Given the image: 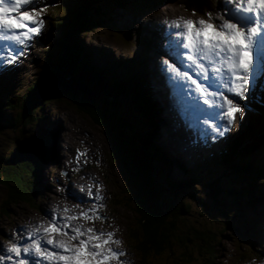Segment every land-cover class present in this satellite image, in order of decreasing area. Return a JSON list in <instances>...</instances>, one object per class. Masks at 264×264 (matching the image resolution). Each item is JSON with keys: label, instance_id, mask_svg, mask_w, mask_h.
Returning <instances> with one entry per match:
<instances>
[{"label": "rangeland", "instance_id": "rangeland-1", "mask_svg": "<svg viewBox=\"0 0 264 264\" xmlns=\"http://www.w3.org/2000/svg\"><path fill=\"white\" fill-rule=\"evenodd\" d=\"M213 2L215 12H211L212 14L224 11L222 0H213ZM59 4L64 3L62 0H51L50 3L38 6V10L40 7L44 8L43 35L29 41V47L24 49L23 55H20L12 65H0V102L7 101V104L0 105V158L5 159L4 162H8L6 165L9 166L20 161L27 153V148L23 147L17 152L15 159H9L15 146V138L22 139L28 136L41 138L43 134L46 138L43 148L37 152L40 162L33 176L35 182L32 202L7 204L5 199L7 187L0 182V246L7 249L8 245L17 242L21 235L25 237L24 241H20L21 244L28 242L27 231L34 229L42 222H49L48 216L45 215L46 211L54 212L59 220L60 217L78 216L81 210L94 207L93 200L87 199V195L90 188L95 194L99 186L102 200L96 203L104 205L102 209H99L104 220L77 219L69 222L70 227L79 224L96 230L101 228L104 232H114V239L120 240L121 243L112 244L111 247L125 253L119 258L120 261L125 264H141L138 252L132 248V239L128 237L129 230L137 221L133 206L129 202L128 186L117 167L111 154V147L101 128L75 108L72 99L76 98H70L63 90H58L55 92L59 96L57 99L45 98L40 107H33L34 113L30 123L23 126H13L11 123L21 112L20 103L25 95H28L27 86L35 81L42 69L45 44L55 31V21L48 18L47 14L51 6ZM99 7L104 13L105 27L94 26L89 33L80 32L83 62L87 64L92 61L98 69L106 68V64H110L108 69H111L115 76L124 77L135 71L137 67L140 68L142 62H146L144 49H148L147 53L151 54L155 50L147 30V25L155 14L170 11L185 13L196 20L209 19L208 16L186 11L179 0L161 2L159 0H100ZM21 10L29 11L30 9L25 6ZM127 32L131 35L128 40L123 37V34ZM161 41V46L165 48L164 40ZM15 47L17 46L13 44V48ZM8 51L9 49L4 48L0 56L7 58ZM142 57L146 59L142 60ZM111 61L113 63H108ZM78 68L90 79L103 84L100 77L85 72L80 66ZM251 80H253L252 77ZM150 81L153 82L152 78ZM249 92L250 96L247 97L246 93V98L251 102L245 103L244 106L240 102L242 115L240 113V119L235 120L228 130V136H226L228 138L238 134L241 126L248 119L250 110L264 102V80L257 78ZM32 96H34L33 104L37 103L40 99L39 94ZM231 98L232 96H228V99ZM108 99L114 101V96ZM151 99L153 100L152 97ZM124 100L123 102L115 101L119 105L121 115L124 117L127 107L133 117L134 112L129 100ZM169 122L171 124H168V128L172 133L174 128L171 125L174 126V124L171 120ZM129 125L131 126L130 123ZM157 126L159 132L164 129L167 135L168 130L164 126L163 128L161 125ZM161 136L158 139L163 140ZM169 139L167 137L168 141ZM218 139L221 142L216 148H205L200 154H195L196 151L191 150L195 156L187 158L183 154H175L178 151L176 148L172 149L173 145H169L172 141L169 144L165 142V147L157 142L154 134L153 141L156 142V146L176 160L182 161L183 166L197 181L187 193L165 195L166 203L181 202L187 207L188 212L181 214L176 221V227L170 236V250L151 258L149 264H200L207 254L204 253L202 241L196 237L194 231L206 229L215 232L214 241L218 240L216 256L209 264H264V196L260 198L261 202L250 206L246 205L244 198H239V203L235 199L240 191L235 196L226 192V189H235L243 182L241 174L238 176L235 173L226 172L218 163L220 154L226 149L227 141L220 137ZM166 148H169L171 152ZM246 160L264 167V145L250 153L243 161ZM235 162L240 160L237 159ZM171 167L169 175L172 178L175 180L184 178L176 166ZM159 168L158 166L155 168V174L161 180L166 172ZM215 177L218 179L216 188H209L207 184ZM256 189L264 193V183L262 186L258 182L253 184L252 190ZM216 193H218L217 196ZM75 195H82L85 199L81 200ZM214 195L219 198V200L215 199L218 201L216 204L213 201L216 197L212 198ZM256 198L259 196L254 199ZM242 217L246 218L249 224H254L251 236L248 234L250 229L245 231L243 228ZM225 222H228L229 226H226ZM70 227L64 230L70 233ZM224 227H226L225 230ZM73 242L76 243V241ZM48 247L51 248V246ZM184 257H189V262H184ZM27 259L32 261L34 258L28 256ZM113 264L118 262L114 261Z\"/></svg>", "mask_w": 264, "mask_h": 264}, {"label": "trees", "instance_id": "trees-1", "mask_svg": "<svg viewBox=\"0 0 264 264\" xmlns=\"http://www.w3.org/2000/svg\"><path fill=\"white\" fill-rule=\"evenodd\" d=\"M62 2L64 4L51 6L47 14L48 18L55 21V31L45 44V57L42 67L49 66L62 71L65 75H71L79 70V66L90 67L89 63L84 64L83 62L84 56L79 38L81 33H89L93 29V25L98 28L105 27V18L99 7L100 0H62ZM179 2L186 11L204 17L206 12H215L213 0H179ZM119 4L121 5V2ZM108 67L109 65L106 68L102 67V69L95 68V71L99 77L107 81L112 96H114V101L109 100L103 94L100 95L99 100L76 98L72 101L80 113L87 115L101 128L111 147V154L128 186L129 202L132 204L134 213L137 216V221L134 227L129 230L128 237L132 239V248L139 254L140 263L149 264L151 258L160 256L170 250V236L176 227V221L181 214L188 212L187 207L181 202L177 204L166 203L165 195L169 193L173 195L180 192L187 193L193 188L197 180L183 166L182 161L176 160L169 153L158 148L156 142L154 143L157 106L155 101L147 94L145 87L142 86L139 67L125 77L115 76ZM29 85L26 90L32 88L33 82ZM68 96L73 98L70 94ZM58 97L57 93H54L47 99L53 100ZM124 99L129 100L134 112L133 117L127 107L124 117L121 115L119 105L115 101L123 102ZM2 104H7V101L0 102V105ZM41 105L42 102L37 107ZM33 113L32 109L28 116L21 120L19 112L16 119L12 120V125L23 126L30 123ZM123 128L128 129V132L131 130L144 149L140 148V150L133 142L136 140L133 136L131 137L134 139L126 140L123 136ZM41 138L42 144H44L46 140L44 134ZM130 145L136 146L140 155L143 152L142 155L144 154L148 166L154 168L158 166L159 169L166 172L161 180L150 175L147 167L133 154ZM263 145L264 102L259 107L250 110L245 124L241 126L238 134H233L228 138L226 149L220 154L218 163L224 171L235 173L238 176L241 174L243 184L235 189H226V192L233 196L240 191L239 196L235 198L238 203L239 198H244L246 205L254 206L256 203L261 202L260 198L264 196V193L257 189L252 190L253 184L256 182L261 186L264 183V167L249 162V160L243 161L245 157ZM237 159L240 162H235ZM4 161L5 159L0 158V182L7 187L6 203L32 202L35 182L33 176L38 170L39 157L16 161L9 166L4 164ZM171 166H176L184 178L177 180L172 178L169 175ZM152 171L154 170L152 169ZM154 180L157 181L155 184H153ZM217 183L218 179L215 177L207 185L209 188H216ZM257 194L259 198L254 199L258 197ZM216 196L214 195L212 198ZM215 199L219 200V198L213 199L214 204L218 202ZM222 213L224 212L222 211ZM242 219L244 230L249 231L250 229L248 234L251 236V229L254 224H249L246 218L242 217ZM225 224L229 226L228 222H225ZM225 229L226 227H224ZM194 234L202 241L204 253L207 254L200 264L212 263L218 246V240L214 241L215 232L209 229L195 230ZM183 261L189 262V257H184Z\"/></svg>", "mask_w": 264, "mask_h": 264}, {"label": "snow or ice", "instance_id": "snow-or-ice-1", "mask_svg": "<svg viewBox=\"0 0 264 264\" xmlns=\"http://www.w3.org/2000/svg\"><path fill=\"white\" fill-rule=\"evenodd\" d=\"M50 2L0 0V41L4 42L0 52L4 48L9 49L7 58L0 56V65H12L29 47V41L43 35L44 8L38 10V6ZM244 4L246 6L240 0H222L224 11L216 13L217 24L211 22L213 14L206 12L208 20L180 18L182 23L172 21L162 31L168 60L159 61L161 68L167 70L175 66V78H182V85L186 83L189 91L194 88L197 93L195 99H202L203 105L219 107L220 112L224 111L223 105H227L226 123L216 124L215 117L211 115L204 121L216 139L224 137L233 125V113L242 115L240 102L246 100V93L251 89L252 69L257 63L264 65V0H244ZM25 6L30 10L22 11ZM13 44L17 47L13 48ZM174 56L186 60L196 76L180 69ZM225 89L226 92L223 91ZM227 94H232V98H225L220 105L215 103L218 97ZM219 115L217 112L216 116ZM79 199L84 200L85 197ZM87 199L93 200L94 207L81 210L78 216H65L58 220L54 212L46 211L49 222H42L27 231L28 242L21 244L20 241L25 240L21 235L7 249L0 246V264H113L114 261L125 264L119 259L125 253L111 247L121 243L114 239V232L97 231L79 224L70 227L69 222L77 219L104 220L99 212L104 205L96 203L102 200L99 186L95 194L89 190ZM69 227L71 234L64 230ZM28 256L34 259L29 261Z\"/></svg>", "mask_w": 264, "mask_h": 264}, {"label": "bare ground", "instance_id": "bare-ground-1", "mask_svg": "<svg viewBox=\"0 0 264 264\" xmlns=\"http://www.w3.org/2000/svg\"><path fill=\"white\" fill-rule=\"evenodd\" d=\"M240 2L244 4V0H240ZM233 6H235V4H233L232 7ZM214 14L211 22L213 24H217L219 21L217 16ZM180 18L192 19L193 21H196L195 18H192L191 16L186 15L185 13L179 14L175 12L172 13L170 11L165 13L163 12L157 13L153 16V19L147 25V30H148V34L151 37L155 50L154 52H152V54L147 53L148 49L143 50L144 56L147 59L144 57L141 58L142 60L146 59V62L145 63L142 62L140 65L139 77L143 83V86L146 89L147 94H149V96L153 98L155 103H157V111L155 114V122L157 127V129L155 127L156 130L155 136L157 142L165 146L166 145L165 142L169 144L172 141L169 145H173L172 146L173 150L176 148L178 152L175 154L177 155L183 154L187 158L188 157L193 158L195 154H200V152L204 151L205 148H216V146L220 144L221 140L213 138L212 131L209 130L208 127L206 129L201 125L202 124L201 118L193 116L187 110L185 104L181 99L182 97L181 94L182 92H185V90L187 89L186 87L187 84L185 83L182 85L181 83L182 78L181 79L175 78L176 77L175 66L169 67L167 68V70H164L159 65V61L168 60V57L165 55V48L161 46V42H162L161 40H164L162 36V31L166 30L172 21L179 20L182 23V20H180ZM173 59L175 60L176 65H179L180 69H183L184 71L187 70L190 71L189 64L183 63L182 58L174 56ZM108 63H113V61ZM257 64H258L257 71L251 73L252 75L251 77L253 79L251 80V85L254 84L257 78L262 81L264 80V65H260L259 63ZM95 65L96 64H93L92 61H90L89 63L90 67H83V66L80 67L85 72L98 76L95 71V67L97 65L96 66ZM106 65H110V64H106ZM151 78L153 82L150 81ZM29 90H26V92H28ZM249 96H250V92L248 91L247 97ZM33 98L34 96H31V104L34 103ZM248 102H251V100H248V98H246L245 101H242V106H244V104ZM197 104L200 103L198 102ZM39 105L40 103H38L36 106ZM203 107L199 106V109H203ZM239 115L240 113H233L234 121L240 119ZM169 120H171L174 124V126L171 125V127L174 128V130H172V133L168 128V124H171ZM215 123L223 125L222 121H218L216 119H215ZM157 125H161L162 128L164 126L168 130L167 135L164 129L160 130L159 132ZM158 133L160 134L158 135ZM161 134L163 136H161ZM159 136H161L163 140L158 139ZM167 137L170 138L169 141L167 140ZM40 140L42 142V138H40ZM42 146L40 147V149L42 148ZM166 149L170 151L169 148ZM191 150L196 151V153L192 154ZM75 196H77L78 198L82 197V195L80 196L75 195ZM100 230L103 229L99 228L97 231Z\"/></svg>", "mask_w": 264, "mask_h": 264}, {"label": "water", "instance_id": "water-1", "mask_svg": "<svg viewBox=\"0 0 264 264\" xmlns=\"http://www.w3.org/2000/svg\"><path fill=\"white\" fill-rule=\"evenodd\" d=\"M123 37L124 39L128 40L131 38V35L129 32H127L123 34ZM100 80L103 82V84H99L96 81L90 79L79 70L74 74L65 75L62 71L56 70L49 66H43L41 71L35 78L32 88L27 92L28 95H25V97L22 99L20 112L21 120L28 116L34 106H36L38 103H41L50 95H53L58 90H63L67 94H70L73 98H83L87 100H99L101 94L108 98L111 97V88L103 78H100ZM34 94L35 96L39 94L40 99L37 103L31 105V96ZM125 128H123V136H125V139L131 140L134 137L136 140H134L133 142L136 143L139 149L143 148L135 134L131 130H129L130 132H128V129ZM14 144L15 146L13 148V152H11L9 156V159H15L17 152L20 151L23 147L27 148V153L23 155L20 161L36 156L39 157L37 152L42 146L40 138L28 136L24 139H14ZM129 147L133 154L141 161V163H143L144 166L147 167L150 175L157 177V175L155 174V168L153 166V168L148 166V162L145 161L144 154L142 155L143 152L140 155V152L139 150H137L136 146L130 145ZM7 163L8 162H4V164ZM152 169L154 171H152ZM156 182L157 181L154 180L153 184H155Z\"/></svg>", "mask_w": 264, "mask_h": 264}]
</instances>
